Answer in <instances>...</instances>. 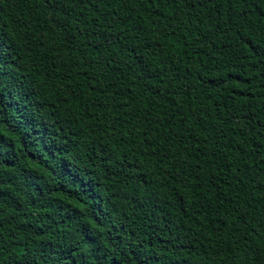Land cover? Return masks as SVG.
<instances>
[{
  "label": "trees",
  "instance_id": "obj_1",
  "mask_svg": "<svg viewBox=\"0 0 264 264\" xmlns=\"http://www.w3.org/2000/svg\"><path fill=\"white\" fill-rule=\"evenodd\" d=\"M0 264H264V0H0Z\"/></svg>",
  "mask_w": 264,
  "mask_h": 264
},
{
  "label": "snow or ice",
  "instance_id": "obj_2",
  "mask_svg": "<svg viewBox=\"0 0 264 264\" xmlns=\"http://www.w3.org/2000/svg\"><path fill=\"white\" fill-rule=\"evenodd\" d=\"M50 2H51V0H50Z\"/></svg>",
  "mask_w": 264,
  "mask_h": 264
}]
</instances>
